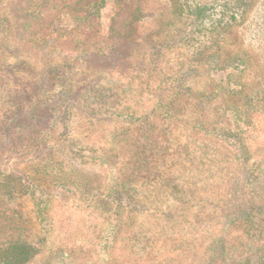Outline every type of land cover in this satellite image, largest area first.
<instances>
[{"label": "rangeland", "instance_id": "374dc122", "mask_svg": "<svg viewBox=\"0 0 264 264\" xmlns=\"http://www.w3.org/2000/svg\"><path fill=\"white\" fill-rule=\"evenodd\" d=\"M94 1L0 0V255L259 264L264 0Z\"/></svg>", "mask_w": 264, "mask_h": 264}, {"label": "trees", "instance_id": "16d2710c", "mask_svg": "<svg viewBox=\"0 0 264 264\" xmlns=\"http://www.w3.org/2000/svg\"><path fill=\"white\" fill-rule=\"evenodd\" d=\"M104 0H96L94 2H91L90 4H85L83 8H89L92 7V10L88 13L85 12V17L83 18V21L88 20L89 18L96 16L98 9L101 7V5L103 4ZM90 9V8H89ZM78 27V23H76L74 25V28ZM63 35L65 34V32H60L58 34L59 35ZM61 37V36H60ZM49 65V64H47ZM52 67H55V65H51ZM13 68H19L20 69V74H22V79H25L24 81H28L27 77L31 74H34V69L32 68L31 65H29L28 63H15L12 66H9V68L7 69V71L12 70ZM60 72V70H57ZM44 76V75H42ZM66 80L67 79H62L60 78L62 87H66ZM45 83L47 84L48 82L45 81ZM43 88H46V86H44ZM30 112L27 113V115H29ZM31 251V247L26 244L25 242L23 243H18L16 242H8L7 244H5L4 248L2 249V254L0 255V264H22L23 262H25L28 259V256L30 254ZM259 264H264V258L263 260L260 261Z\"/></svg>", "mask_w": 264, "mask_h": 264}]
</instances>
